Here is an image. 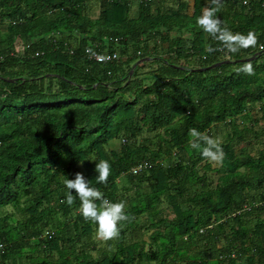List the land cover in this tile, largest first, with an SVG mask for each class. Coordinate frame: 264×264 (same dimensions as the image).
Masks as SVG:
<instances>
[{
  "label": "trees",
  "instance_id": "16d2710c",
  "mask_svg": "<svg viewBox=\"0 0 264 264\" xmlns=\"http://www.w3.org/2000/svg\"><path fill=\"white\" fill-rule=\"evenodd\" d=\"M96 3L91 16L90 0H0V264H264V126L245 124L264 119V0ZM205 6L257 44L231 52L197 23ZM192 128L228 129L218 167ZM93 157L111 161L106 182ZM77 172L126 203L103 245L75 190L67 201Z\"/></svg>",
  "mask_w": 264,
  "mask_h": 264
},
{
  "label": "clouds",
  "instance_id": "9594fccd",
  "mask_svg": "<svg viewBox=\"0 0 264 264\" xmlns=\"http://www.w3.org/2000/svg\"><path fill=\"white\" fill-rule=\"evenodd\" d=\"M219 3V0H213ZM217 8L208 7L197 18V23L203 31L212 34L217 39L223 41L225 47L231 52H239L241 47L256 45L258 36L255 31L247 34H233L231 29L224 26L221 18L216 15ZM243 71L252 73L254 71L251 63L244 65ZM192 147L200 149L201 155L212 160H220L223 155V147L217 138L201 132L197 128L191 129ZM94 160L95 171L100 181L106 182L112 170L111 161L106 158ZM64 183L68 189L66 198L69 203L74 200L73 190L81 200V212L86 219L96 224L97 233L104 239L115 237L120 232V222L128 219L125 211V201H111L104 197L102 191L90 184L89 179L82 172H77L74 178L64 177ZM97 201L101 203L98 204Z\"/></svg>",
  "mask_w": 264,
  "mask_h": 264
},
{
  "label": "rangeland",
  "instance_id": "374dc122",
  "mask_svg": "<svg viewBox=\"0 0 264 264\" xmlns=\"http://www.w3.org/2000/svg\"><path fill=\"white\" fill-rule=\"evenodd\" d=\"M90 2H91V6H92L91 16H96L97 13H98V4L96 3V0H90ZM191 4L192 3L190 2L189 11H191ZM135 8L136 7H132V10H131V12H132L131 14L132 15H134V13H135ZM206 8H207V6L203 7V11ZM21 49H22V47H21L20 43L18 42V44H17V50L18 51H21ZM147 68L148 67H146L145 69H147ZM256 119L258 121H256ZM245 124L248 125V126L252 125L254 127V129H256V131H260V128H262L264 126V119L261 118V114L259 112V113H256L255 115H253L252 118H248L247 120H245ZM227 130L228 129L219 128L218 131H217V133L215 134V137L214 138H217L219 140V142L223 141L225 139V137H226ZM252 134H253L252 131L250 133L246 132V137L248 139H251V140L255 139V137L254 138L252 137L253 136ZM145 138L149 139L152 142L151 143L152 144V147H155L157 145L158 138H157V134L154 131H150V130L144 128L143 131H142V133H141V135L138 137V140L139 141H143ZM245 141H246V139H245ZM245 141L239 142L237 146H240L241 147L242 145L245 144ZM235 144L236 143H232L233 147L236 146ZM114 146L115 147H119L120 146L119 140L118 141H115ZM257 146H259V145L258 144L257 145H254L255 148H253V149H256V148L261 147V145L259 147H257ZM253 149H251V152H253ZM210 163H211L212 167H218V165H219V161L218 160H212V159H210ZM208 174L211 175L212 186H214V184L217 181L218 174H216L213 171L212 172H208ZM142 190H143V188H139L137 191L140 193ZM131 192H133V191L131 190ZM131 192H126L127 195L124 198L125 200H127V197H129L132 194ZM161 206L163 207L165 213L169 217H171L172 216V212H171V210L169 208H166V203H163L159 207L161 208ZM150 232H151L150 229L149 230H146V229L143 230L142 229V230H140L139 237L140 238H143L144 240H146L148 242H151L149 240V234H150ZM97 237H98V239H97L98 240L97 241L98 244L99 245H103L105 239L102 238V237H100V236H96V238Z\"/></svg>",
  "mask_w": 264,
  "mask_h": 264
},
{
  "label": "built area",
  "instance_id": "2783aa9c",
  "mask_svg": "<svg viewBox=\"0 0 264 264\" xmlns=\"http://www.w3.org/2000/svg\"><path fill=\"white\" fill-rule=\"evenodd\" d=\"M261 47V46H260ZM37 54V52L35 53ZM89 58L98 61V62H111L115 61L118 58L117 52H90L88 53ZM150 164L147 161L139 162L136 165L131 167L132 173H139L143 171L145 168L149 167Z\"/></svg>",
  "mask_w": 264,
  "mask_h": 264
},
{
  "label": "water",
  "instance_id": "95a60500",
  "mask_svg": "<svg viewBox=\"0 0 264 264\" xmlns=\"http://www.w3.org/2000/svg\"><path fill=\"white\" fill-rule=\"evenodd\" d=\"M252 59V57H249V58H245V59H239V61H248V60H251ZM222 62H225V61H221V62H218V63H215V64H212V65H210L208 68H212V67H214V66H216V65H219V64H221Z\"/></svg>",
  "mask_w": 264,
  "mask_h": 264
}]
</instances>
